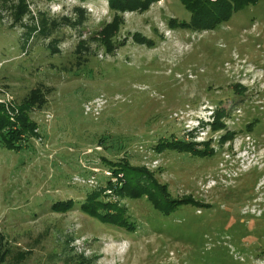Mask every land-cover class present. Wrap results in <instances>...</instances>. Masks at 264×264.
Here are the masks:
<instances>
[{"label":"rangeland","instance_id":"374dc122","mask_svg":"<svg viewBox=\"0 0 264 264\" xmlns=\"http://www.w3.org/2000/svg\"><path fill=\"white\" fill-rule=\"evenodd\" d=\"M115 14L109 0H0V104L29 103L37 125L21 149L0 142V264H264V0L198 31L170 23L190 21L179 0H157L120 12L108 44ZM174 140L212 152L162 146ZM109 161L184 203L166 215L108 190ZM94 190L135 231L85 214Z\"/></svg>","mask_w":264,"mask_h":264},{"label":"trees","instance_id":"16d2710c","mask_svg":"<svg viewBox=\"0 0 264 264\" xmlns=\"http://www.w3.org/2000/svg\"><path fill=\"white\" fill-rule=\"evenodd\" d=\"M157 0H109L110 8L116 11L113 22L106 25L101 31L103 37L109 44V36H111L120 24V12L124 11H145L150 5ZM184 7L191 13L189 22L177 23L170 20L172 26H184L192 30H213L222 23L227 22L234 13L245 9L250 5H255L259 0H179ZM134 38L141 43L152 45L153 41L145 36L136 33ZM104 39V40H105ZM29 103L19 106V112L16 115L10 114L4 104H0V142L8 149H21L24 141L29 136L35 134L36 123L33 122L26 110ZM219 114L217 121L213 123L214 129L225 127L220 122ZM13 118V119H12ZM252 126V125H250ZM225 138L229 136H224ZM163 147L176 148L180 151H188L198 156H206L212 150H202L196 148V144L185 141H166L162 142ZM112 169V176L117 179L113 182L108 181V190L116 191L119 195H126L132 198H140L146 195L154 207L160 212L168 215L176 211L181 203L185 200H173L169 197L164 186H160L157 182L148 185L141 180V176L152 177L151 172L145 167L131 166L127 161L112 162L109 161ZM122 174V176H119ZM140 178V179H139ZM155 190L161 192L160 198ZM106 190H94L88 194L85 202L82 204V211L105 224H114L120 228H125L131 232L135 231L134 223L130 222L125 216V210L117 202L106 201L107 194H103ZM194 202V201H193ZM74 201H59L53 205V209L58 212H66L73 208Z\"/></svg>","mask_w":264,"mask_h":264}]
</instances>
